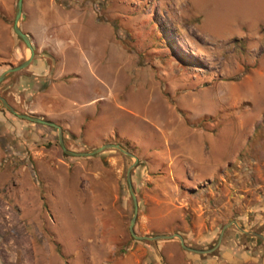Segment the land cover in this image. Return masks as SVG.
<instances>
[{
  "label": "rangeland",
  "instance_id": "374dc122",
  "mask_svg": "<svg viewBox=\"0 0 264 264\" xmlns=\"http://www.w3.org/2000/svg\"><path fill=\"white\" fill-rule=\"evenodd\" d=\"M17 1L0 0V74L30 57ZM18 27L34 55L0 96L70 151L136 157V235L264 236V0H23ZM134 162L67 155L0 105V264H264L233 225L206 255L134 239Z\"/></svg>",
  "mask_w": 264,
  "mask_h": 264
},
{
  "label": "water",
  "instance_id": "95a60500",
  "mask_svg": "<svg viewBox=\"0 0 264 264\" xmlns=\"http://www.w3.org/2000/svg\"><path fill=\"white\" fill-rule=\"evenodd\" d=\"M22 4H23V0H18L17 1L15 19H14V24H13V30H14L15 34L24 42L26 48L30 51V57L28 59H26L23 63L3 71L0 74V83L7 76H9L10 74H13V73H16V72H18V71H20L22 69H25L29 65V63H30V61H31V59H32V57L34 55V48L32 47L30 38L28 37V35L23 33L22 30L18 27V22H19V19L21 17V12H22ZM0 105L2 107H4L8 112H10L11 114L15 115L16 117H18L21 120L29 121V122L35 123V124L45 125V126H48L50 128L56 129L58 144H59L60 148L62 149V151L65 154H67V155L74 156V157H87V156H93V155L97 154L98 152H100V151H102L104 149L112 148V149H117V150L121 151L122 153L134 158L135 162L129 167V169L127 170V173H126V180H127L128 188H129V191H130V194H131V198H132V201H133V207H134L133 216H132V218L130 220L128 230H129L130 235L134 239L140 240V241L141 240L156 241V240H170V239L176 238L179 241V244H180V246H181V248L183 250H185L187 252H190V253L206 255V254L212 253L218 247V245L221 242V239L223 237V234H224L225 230L229 226L233 225V226H235L237 228V230L240 233H242V234H244L246 236L253 237V238H258V239L264 241V236L261 233H257V232H253V231H246L241 225H239V223L236 220H232V221L224 224V226L222 227V230H221V232L219 234V237H218L216 245L213 246L212 248L206 249V250H204V249L203 250H198V249H193L191 247L186 246V244L184 242V239L182 238V236L180 234L157 235V236H153V237L136 235L135 232H134V224H135L136 217H137L138 205H137V200H136V197H135V194H134V190H133L132 185H131V169L135 166V164L137 162V159H136V157L134 155H132L131 153L125 151L119 145H104V146L98 147V148H96V149H94V150H92L90 152H74V151H70V150H68L65 147L64 140H63L62 129L56 123L51 122V121H47V120H44V119H41V118H38V117H35V116H31V115L19 114L13 109V107H11V105L8 104L6 99L1 97V96H0Z\"/></svg>",
  "mask_w": 264,
  "mask_h": 264
},
{
  "label": "crops",
  "instance_id": "0c3cea01",
  "mask_svg": "<svg viewBox=\"0 0 264 264\" xmlns=\"http://www.w3.org/2000/svg\"><path fill=\"white\" fill-rule=\"evenodd\" d=\"M169 245H173L172 243H169ZM247 256V255H246Z\"/></svg>",
  "mask_w": 264,
  "mask_h": 264
},
{
  "label": "trees",
  "instance_id": "16d2710c",
  "mask_svg": "<svg viewBox=\"0 0 264 264\" xmlns=\"http://www.w3.org/2000/svg\"><path fill=\"white\" fill-rule=\"evenodd\" d=\"M258 233V232H257ZM257 240L261 241L260 239L257 238Z\"/></svg>",
  "mask_w": 264,
  "mask_h": 264
}]
</instances>
